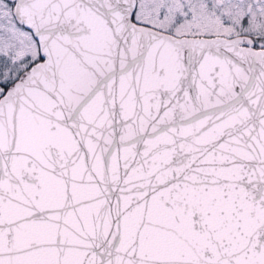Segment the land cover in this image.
<instances>
[{
    "label": "snow or ice",
    "instance_id": "1",
    "mask_svg": "<svg viewBox=\"0 0 264 264\" xmlns=\"http://www.w3.org/2000/svg\"><path fill=\"white\" fill-rule=\"evenodd\" d=\"M0 264H264V0H0Z\"/></svg>",
    "mask_w": 264,
    "mask_h": 264
}]
</instances>
